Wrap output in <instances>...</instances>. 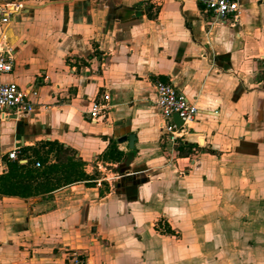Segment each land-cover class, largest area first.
I'll return each instance as SVG.
<instances>
[{
	"label": "crops",
	"instance_id": "obj_1",
	"mask_svg": "<svg viewBox=\"0 0 264 264\" xmlns=\"http://www.w3.org/2000/svg\"><path fill=\"white\" fill-rule=\"evenodd\" d=\"M2 6L15 58L2 80L35 108L0 113V176L10 152L57 141L89 179L0 196V264H69L74 250L88 264H264V0H242L222 22L200 0ZM160 82L199 111L175 143L154 106ZM104 94L107 115L93 122ZM131 134L133 148L118 143ZM112 145L120 161L104 158ZM98 164L120 178L98 187Z\"/></svg>",
	"mask_w": 264,
	"mask_h": 264
},
{
	"label": "built area",
	"instance_id": "obj_2",
	"mask_svg": "<svg viewBox=\"0 0 264 264\" xmlns=\"http://www.w3.org/2000/svg\"><path fill=\"white\" fill-rule=\"evenodd\" d=\"M242 0H200L204 14L211 16L214 21L222 22L229 19H237L241 10ZM1 23L8 24L12 13L7 6L0 7ZM15 67L14 51L5 45L0 34V113L30 114L34 111V103L30 98V92L22 89L14 82H5L2 77L13 73ZM157 100L155 108L163 119L162 130L169 136L171 143L181 139L192 124L198 120V107L191 102L174 84L157 83ZM109 108V96L104 94L100 100L95 101L89 111L91 121L97 122L106 117ZM177 115L181 121L178 125L174 122ZM20 151L14 150L8 154L10 160H17ZM35 167H40L36 162ZM97 170L101 177L95 180L98 187L104 182H111L120 178L112 170L103 164H98ZM163 228V227H162ZM69 264H88L84 257L76 250L68 255Z\"/></svg>",
	"mask_w": 264,
	"mask_h": 264
},
{
	"label": "trees",
	"instance_id": "obj_3",
	"mask_svg": "<svg viewBox=\"0 0 264 264\" xmlns=\"http://www.w3.org/2000/svg\"><path fill=\"white\" fill-rule=\"evenodd\" d=\"M104 158L120 161L122 153L112 145ZM22 159L27 162L20 163ZM36 162L40 167H35ZM83 165L72 149L57 141L22 149L16 161L7 162V172L0 176V196L28 198L87 181Z\"/></svg>",
	"mask_w": 264,
	"mask_h": 264
},
{
	"label": "water",
	"instance_id": "obj_4",
	"mask_svg": "<svg viewBox=\"0 0 264 264\" xmlns=\"http://www.w3.org/2000/svg\"><path fill=\"white\" fill-rule=\"evenodd\" d=\"M174 122L178 125L181 124V121L179 119V117L177 115L174 116ZM128 141V144H129V147L130 148H133V145H134V142L136 141V136L134 134H131V135H128L126 137H123L122 139H120L118 141V143H123V142H127Z\"/></svg>",
	"mask_w": 264,
	"mask_h": 264
}]
</instances>
